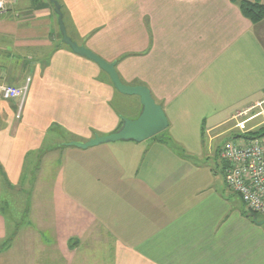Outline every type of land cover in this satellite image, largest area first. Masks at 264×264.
Segmentation results:
<instances>
[{"label": "crops", "instance_id": "obj_1", "mask_svg": "<svg viewBox=\"0 0 264 264\" xmlns=\"http://www.w3.org/2000/svg\"><path fill=\"white\" fill-rule=\"evenodd\" d=\"M57 1L69 37L148 88L169 127L69 146L136 120L140 98L62 42L50 0L0 14V264H264V220L227 187L219 144L264 127V21L245 0ZM28 80L23 106L3 99Z\"/></svg>", "mask_w": 264, "mask_h": 264}, {"label": "built area", "instance_id": "obj_2", "mask_svg": "<svg viewBox=\"0 0 264 264\" xmlns=\"http://www.w3.org/2000/svg\"><path fill=\"white\" fill-rule=\"evenodd\" d=\"M18 0H0V14L5 13ZM29 82L24 87L3 86L4 100H19L23 106L29 92ZM249 108L240 116L250 114ZM227 187L238 195L247 210L264 215V136L253 139L240 137L221 149Z\"/></svg>", "mask_w": 264, "mask_h": 264}, {"label": "water", "instance_id": "obj_3", "mask_svg": "<svg viewBox=\"0 0 264 264\" xmlns=\"http://www.w3.org/2000/svg\"><path fill=\"white\" fill-rule=\"evenodd\" d=\"M55 6V12L58 15V23L62 35V42L68 46L74 53L95 62L110 78L115 90L125 96H137L142 104V111L136 120L123 118L121 128L108 136H96L87 143L71 142L68 145L81 149H88L104 144L116 142H136L142 143L150 140L163 132L169 127V120L163 110L152 97L150 90L143 86H127L125 85L117 71L116 64H110L94 54L85 47L79 46L68 35L66 25L64 23V15L62 7L57 0H50ZM264 225V222L260 223Z\"/></svg>", "mask_w": 264, "mask_h": 264}, {"label": "trees", "instance_id": "obj_4", "mask_svg": "<svg viewBox=\"0 0 264 264\" xmlns=\"http://www.w3.org/2000/svg\"><path fill=\"white\" fill-rule=\"evenodd\" d=\"M239 7H240L241 11L243 12V15L246 18H248L253 24L256 25V24H259L262 21H264V4L261 2V0H255L253 2L252 1H246V0L241 1L239 3ZM122 124H123V122H122ZM122 124H121V126H122ZM161 135L162 134H160L154 138H158ZM258 136H264V127L259 129V130L244 134L241 137H244L247 139H253V138L258 137ZM245 208H246V206H245ZM246 210H247V208H246ZM247 212H249V211L247 210ZM249 215L251 218H257L256 214L250 213ZM8 244H9V242L7 243V245Z\"/></svg>", "mask_w": 264, "mask_h": 264}, {"label": "rangeland", "instance_id": "obj_5", "mask_svg": "<svg viewBox=\"0 0 264 264\" xmlns=\"http://www.w3.org/2000/svg\"><path fill=\"white\" fill-rule=\"evenodd\" d=\"M71 143V142H70ZM78 143V142H77ZM219 144H221L220 146H221V148H224L225 146H226V143L224 142V143H222L221 141L219 142ZM218 144V145H219ZM216 145V144H215ZM216 147V146H215ZM207 149V148H206ZM36 182V180H31V182H32V184L33 185H35L34 183ZM39 181V180H38ZM88 190V189H87ZM89 192L91 191V190H88ZM18 199V198H17ZM11 200V199H10ZM9 200V201H10ZM24 199H18L17 201H18V203H21V204H19V206H18V208H20L21 210L24 208V204H22L24 201H23ZM7 211H8V209H7ZM11 212V211H10ZM7 213H9V212H7ZM21 213V216H18V214H17V212L16 213H14V212H12V213H10L9 214V216L11 217L10 219H12V229H15V225H16V222H23L22 223V226H25L26 224H27V218H26V215H25V213H24V211H22V212H20ZM257 217H258V219L259 220H264V215H262V214H258V215H256ZM17 218L19 219V220H17ZM19 230H21V228H19Z\"/></svg>", "mask_w": 264, "mask_h": 264}]
</instances>
